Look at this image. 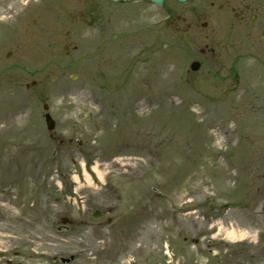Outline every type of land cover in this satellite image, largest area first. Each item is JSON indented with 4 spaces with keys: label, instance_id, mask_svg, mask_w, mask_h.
<instances>
[{
    "label": "rangeland",
    "instance_id": "rangeland-1",
    "mask_svg": "<svg viewBox=\"0 0 264 264\" xmlns=\"http://www.w3.org/2000/svg\"><path fill=\"white\" fill-rule=\"evenodd\" d=\"M223 3L0 0V264H264V0Z\"/></svg>",
    "mask_w": 264,
    "mask_h": 264
},
{
    "label": "flooded vegetation",
    "instance_id": "flooded-vegetation-1",
    "mask_svg": "<svg viewBox=\"0 0 264 264\" xmlns=\"http://www.w3.org/2000/svg\"><path fill=\"white\" fill-rule=\"evenodd\" d=\"M209 3H210V0H209ZM213 4H214V2H212V5ZM209 8H210V5H209ZM219 9H221V10L230 9L231 12H233V16L240 21H244V19L247 18L248 13L250 11H252L251 5L244 3V0H241L239 2H238V0H225V3H223L219 6ZM209 14H210V11H209ZM251 16H252V14H251ZM183 21L185 22V19ZM203 25L206 26V29H208L209 33H210V21L205 22ZM197 28H198V22L197 23L196 22H190L188 24V26L186 27V30L190 31L192 29H197ZM208 38H209V43H208L207 47L200 49L199 52H197V50L192 51V49H191V53H192L191 54V56H192L191 60L193 62L210 63V61H216V60H219L221 58V55L218 54V52L216 51L217 49L215 47H210V34H209ZM256 183L259 184L257 187V191L258 192L264 191V175L259 177L257 180H255L253 182V184H256ZM245 186H246L245 182L239 181L237 188L238 189H245L246 188ZM239 199H240V196H239ZM240 202H242V200Z\"/></svg>",
    "mask_w": 264,
    "mask_h": 264
},
{
    "label": "water",
    "instance_id": "water-1",
    "mask_svg": "<svg viewBox=\"0 0 264 264\" xmlns=\"http://www.w3.org/2000/svg\"><path fill=\"white\" fill-rule=\"evenodd\" d=\"M109 1H114V2H117V1H127V0H109ZM148 1H151L153 3H155L157 6H162L163 2L165 0H148ZM181 3H186L188 0H177ZM255 19H252V21H254ZM262 37L264 39V30H263V34H262ZM70 39H67V41H69ZM200 68V63H193L191 65V70L192 71H198ZM45 109H48V106H45ZM46 121H47V125H48V129L49 130H54L55 128V122L53 121V119L51 118L50 115H46ZM95 218H99L100 217V212H97L95 215H94Z\"/></svg>",
    "mask_w": 264,
    "mask_h": 264
},
{
    "label": "bare ground",
    "instance_id": "bare-ground-1",
    "mask_svg": "<svg viewBox=\"0 0 264 264\" xmlns=\"http://www.w3.org/2000/svg\"><path fill=\"white\" fill-rule=\"evenodd\" d=\"M97 169H98L97 167H93V171H94L95 173H97V176H98V177H99V176L101 177L102 174H101V172L98 171ZM230 237H231V238H234V235H231Z\"/></svg>",
    "mask_w": 264,
    "mask_h": 264
}]
</instances>
